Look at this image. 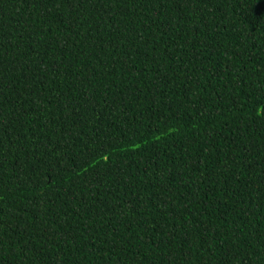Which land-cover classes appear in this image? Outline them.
Wrapping results in <instances>:
<instances>
[{"label": "trees", "instance_id": "trees-1", "mask_svg": "<svg viewBox=\"0 0 264 264\" xmlns=\"http://www.w3.org/2000/svg\"><path fill=\"white\" fill-rule=\"evenodd\" d=\"M0 264H264V0H0Z\"/></svg>", "mask_w": 264, "mask_h": 264}]
</instances>
